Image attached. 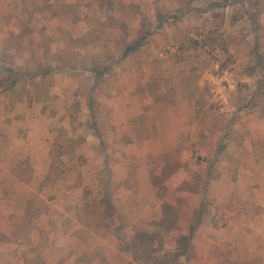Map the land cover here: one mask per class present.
Here are the masks:
<instances>
[{
	"label": "rangeland",
	"instance_id": "1",
	"mask_svg": "<svg viewBox=\"0 0 264 264\" xmlns=\"http://www.w3.org/2000/svg\"><path fill=\"white\" fill-rule=\"evenodd\" d=\"M0 264H264V0H0Z\"/></svg>",
	"mask_w": 264,
	"mask_h": 264
},
{
	"label": "trees",
	"instance_id": "2",
	"mask_svg": "<svg viewBox=\"0 0 264 264\" xmlns=\"http://www.w3.org/2000/svg\"><path fill=\"white\" fill-rule=\"evenodd\" d=\"M97 135L99 136V134ZM69 152H70V147L68 144H63L61 142L55 143L54 148L51 152V160H52L51 168H53L54 166L53 163L56 161V159L67 155Z\"/></svg>",
	"mask_w": 264,
	"mask_h": 264
}]
</instances>
